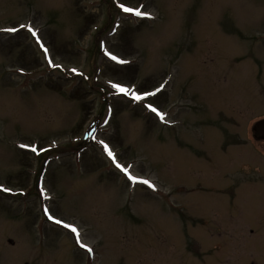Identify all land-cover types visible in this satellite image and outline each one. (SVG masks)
<instances>
[{"label":"rangeland","instance_id":"374dc122","mask_svg":"<svg viewBox=\"0 0 264 264\" xmlns=\"http://www.w3.org/2000/svg\"><path fill=\"white\" fill-rule=\"evenodd\" d=\"M261 118L264 0H0V264H264Z\"/></svg>","mask_w":264,"mask_h":264},{"label":"snow or ice","instance_id":"6c2138e0","mask_svg":"<svg viewBox=\"0 0 264 264\" xmlns=\"http://www.w3.org/2000/svg\"><path fill=\"white\" fill-rule=\"evenodd\" d=\"M118 7L125 13H129V14H133L137 17H145V16H148L149 14L147 12H142L139 8H134V7H128L126 6L124 3H120L118 4ZM21 28H24L25 25H21L20 26ZM4 31H7V32H16L18 29L15 28V27H12V28H6V29H3ZM27 31L31 32V34L33 36H37V33L36 31L30 26L28 25L27 26ZM39 42V40H38ZM41 47L43 48V44H41ZM47 48H44V52L45 54H47ZM105 54L113 61H115L116 63L118 64H126L128 63L126 60H122L120 58H118L116 55H113L112 53L110 52H105ZM49 64H51V60H49ZM58 67V66H57ZM21 72H23V69L20 70ZM72 72H77V70L75 68L71 69ZM79 74V73H78ZM112 87L117 89V91L119 93H122L124 94L125 96H130L132 100L134 101H141L143 99H145L146 97L148 96H155L157 92L160 91V88H157L155 92H149V91H144L143 94H140L139 92L137 91H134L133 89L131 88H128V87H124L122 86L120 83H114L112 84ZM146 107L153 113H155L159 118L160 120L163 122L164 119H165V114L161 111H159L156 107H153V105L151 103L147 104ZM100 143L103 145L104 147V150L107 152V155L109 156V158L112 160L113 164L115 165V167L117 169H119L121 172H123L125 174V176H127L128 180L131 181L133 184L135 183H141V184H144V185H147L149 188H152L153 190H155V185H153L149 180L147 179H141L137 176H134L131 174V172L129 171V168L120 164L114 153L112 152V150L108 147L107 144H105L103 141H100ZM22 148H26L28 147L27 145H21ZM31 151L33 152H37V149L35 147H33L31 149ZM0 190H3V191H11L10 189H7V188H0ZM43 191V189L41 190ZM44 214L47 216V218L49 220H51L53 223L57 224V225H60L62 226L63 228H66V229H69L75 236V242L77 245H79L80 248L82 249H85L87 253L91 254L93 252V249L91 247H89L87 244L83 243L81 241V236H80V232L78 231V229L71 225V224H68L66 222H64L62 219H58L56 218L53 214H51L49 212V210L47 208L44 209Z\"/></svg>","mask_w":264,"mask_h":264},{"label":"water","instance_id":"95a60500","mask_svg":"<svg viewBox=\"0 0 264 264\" xmlns=\"http://www.w3.org/2000/svg\"><path fill=\"white\" fill-rule=\"evenodd\" d=\"M254 135L255 138L260 140V139H264V120L256 123V125L254 126ZM10 243H13V241H10ZM29 264V263H26Z\"/></svg>","mask_w":264,"mask_h":264},{"label":"flooded vegetation","instance_id":"af4514ba","mask_svg":"<svg viewBox=\"0 0 264 264\" xmlns=\"http://www.w3.org/2000/svg\"><path fill=\"white\" fill-rule=\"evenodd\" d=\"M261 119H263V118H261ZM253 124H255V123H253ZM249 134H250V132H249ZM251 138H252V140L256 141L255 136H254V125H252V128H251ZM258 142H264V140L258 141Z\"/></svg>","mask_w":264,"mask_h":264}]
</instances>
